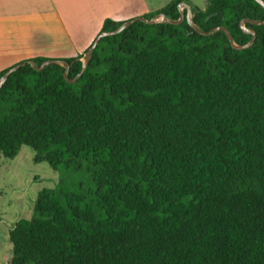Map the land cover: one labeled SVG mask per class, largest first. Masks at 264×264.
I'll return each mask as SVG.
<instances>
[{"label": "trees", "instance_id": "1", "mask_svg": "<svg viewBox=\"0 0 264 264\" xmlns=\"http://www.w3.org/2000/svg\"><path fill=\"white\" fill-rule=\"evenodd\" d=\"M181 1L241 44V21L264 19L257 0H172L144 16L178 19ZM246 27L256 40L238 50L187 19L138 20L101 38L75 82L55 63L11 74L0 163L28 145L36 162L86 176L39 193L9 231L11 264H264V24ZM82 56L63 58L69 78Z\"/></svg>", "mask_w": 264, "mask_h": 264}, {"label": "crops", "instance_id": "2", "mask_svg": "<svg viewBox=\"0 0 264 264\" xmlns=\"http://www.w3.org/2000/svg\"><path fill=\"white\" fill-rule=\"evenodd\" d=\"M151 10L146 0H0V19L4 22V26H1L0 22V56H3L2 51L13 48L14 44L20 41L33 40L38 43L27 53L2 64L0 71L24 59L53 57L49 52L52 37L62 42L57 47L62 51L59 54L65 57L77 56L78 52L91 45L106 18L125 21L156 11ZM12 12L16 13V17L26 20L27 28L20 37L10 27ZM75 35H81L83 38L78 40ZM46 43L48 48L44 49Z\"/></svg>", "mask_w": 264, "mask_h": 264}, {"label": "rangeland", "instance_id": "3", "mask_svg": "<svg viewBox=\"0 0 264 264\" xmlns=\"http://www.w3.org/2000/svg\"><path fill=\"white\" fill-rule=\"evenodd\" d=\"M146 1L150 4L152 10H156L155 8L158 6H163L172 0ZM191 1L200 8H205L207 5L205 0ZM12 14L13 20L10 27L20 37L27 28L26 20L23 17H16L15 12H12ZM0 22L1 26H4L1 19ZM75 36L78 40L80 37L83 38L81 35ZM61 43L59 39L52 37L49 52L54 58L65 57V55L59 54L62 51L57 49ZM37 45L38 43L33 40L20 41L18 44H14L13 48L2 51L0 68L2 64L15 60L20 54L27 53ZM47 46L48 43H46L44 49H47ZM84 52L85 49L78 52L77 55L84 54ZM34 157L35 151L33 148L24 145L16 157L2 158L0 163V264H11L12 243L9 238V231L19 219L30 218L33 215V207L40 192L46 188H54L62 180L72 187L75 183L78 184L86 178L82 173L56 170L47 161L36 162Z\"/></svg>", "mask_w": 264, "mask_h": 264}, {"label": "water", "instance_id": "4", "mask_svg": "<svg viewBox=\"0 0 264 264\" xmlns=\"http://www.w3.org/2000/svg\"><path fill=\"white\" fill-rule=\"evenodd\" d=\"M257 1L264 7V0H257ZM178 9L180 11V16H179L178 19L171 18L170 16H168L164 12L157 13V14L153 15L150 18H147L144 15H141V16L139 15V16H135V17H132L130 19H127V20L123 21L122 24L120 26L116 27L115 29H112L110 31H102V32H100L96 36V38L93 40L91 45L87 48L86 52L83 54V56L81 58V60L83 62L82 69L79 72V74L73 79L69 78V70L71 68V63L68 62L67 60L63 59V58L51 57V58L46 59L45 61H43L41 63V65H39L34 59H28V60H25V61L22 60V61L14 64V65H11L6 70V72L0 77V88L6 83V81L11 76L12 73L17 71L19 68L24 66L26 63L31 64L36 70H42L47 65H50V64H53V63L62 65L63 67H65V71H64L65 78L69 82H75L85 72L86 68L88 67V65H89V63H90V61L92 59L93 52H94V50H95L96 46L98 45V43H99L101 38H103L105 36H110V35H115L117 33H120L125 28H127L128 26H130L131 24H133L134 22H136L138 20L143 21V22L148 23V24L161 23V22H163V23H172V24H180L185 19H187L189 24L196 31H198L199 33H201L203 35H211V34L217 32V31H225L227 36H228V38H229V41H230V44L232 45V47L235 48V49H238V50L246 49V48L251 47L254 44V42L256 40V37H257L256 31L253 30V29L247 28L246 27V23L250 22V23H253V24H256V25L264 24V19H252V18L243 19L241 21V27L243 28L244 32L251 34L252 37H251V39L248 42L241 44V43H238V42L235 41L231 31L226 26H223V25L216 26V27L212 28L209 31H205V30L201 29L197 25V23L194 21V19H193L192 7H191V5L188 2L181 1L178 4ZM184 9L187 10L186 13L184 12Z\"/></svg>", "mask_w": 264, "mask_h": 264}, {"label": "flooded vegetation", "instance_id": "5", "mask_svg": "<svg viewBox=\"0 0 264 264\" xmlns=\"http://www.w3.org/2000/svg\"><path fill=\"white\" fill-rule=\"evenodd\" d=\"M16 223H17V222H16ZM16 223H15V224H16ZM14 226H15V225H14Z\"/></svg>", "mask_w": 264, "mask_h": 264}]
</instances>
